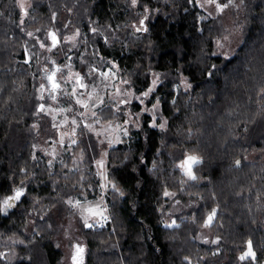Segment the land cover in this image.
<instances>
[{"label": "trees", "instance_id": "1", "mask_svg": "<svg viewBox=\"0 0 264 264\" xmlns=\"http://www.w3.org/2000/svg\"><path fill=\"white\" fill-rule=\"evenodd\" d=\"M17 1L0 0V201L21 185L25 195L0 212V253L8 252L0 264H59L58 223L74 214L68 201L99 194L87 151L53 168L32 157L38 39L61 26L54 12H73L87 48L117 63L143 99L156 80L145 100L158 101L166 120L160 130L143 114L139 128L109 150L110 221L99 231L81 224L79 264H264V0L241 3L235 19L242 41L231 54L216 47L218 18L204 19L189 0H137L148 17L138 35L129 29L131 0H33L27 18ZM116 116L112 106L99 113L102 121ZM188 156L200 159L194 180L180 166ZM213 210L209 240L203 225ZM249 241L255 257L241 260Z\"/></svg>", "mask_w": 264, "mask_h": 264}, {"label": "rangeland", "instance_id": "2", "mask_svg": "<svg viewBox=\"0 0 264 264\" xmlns=\"http://www.w3.org/2000/svg\"><path fill=\"white\" fill-rule=\"evenodd\" d=\"M75 1L71 0L70 2L75 4ZM17 3L23 18H27L32 14L34 9L33 0H18ZM194 3L202 10L204 19L218 18L223 28V34L217 39L216 47L219 53L231 54L242 41L241 24L238 25L235 19L237 11L241 9V0H233V4L222 12H218L215 5L208 3L207 0H194ZM130 8H133L135 15L130 19L132 22L129 29L132 33L138 35L147 28L148 17L147 14L143 16L142 13L136 10L137 3L133 5L132 0ZM71 14L58 16L55 13L54 23L60 22L61 24V26L54 28V33L57 34L59 41L55 48L48 51V48L52 47V42L50 38L46 37V34L42 36L43 39H38L39 44L42 42L46 45L45 48H41L43 54L37 58L40 66L39 70L42 72L41 77L38 78L37 98L40 105H45V111H37L38 119L32 127L35 136L31 143L32 157L38 162H46L53 168L57 163L65 161L64 157L66 155H73L74 159L81 160L83 154L87 151L93 158L100 186L98 189L99 194L94 199L82 197L70 199L71 203L68 201V204L74 210V214L63 219V223H61V220L58 223L59 231L56 236V244L62 255L59 264H72L74 262L73 256L77 255V248L84 247L81 226L87 222L93 228L107 213L106 197L108 191L113 188L106 170L109 150L130 137L131 133L139 128L143 114L150 116V124L153 127L160 130L166 128V120L161 114L160 103L156 101L151 106H147V100L136 94L134 89L129 86V82L127 84L123 83L125 79L121 76V70L117 63L107 62L103 58L100 59L95 55L92 46L87 48V38L77 28ZM141 20L144 21L143 26L140 25ZM137 28L141 30L137 31ZM77 32L79 35H76ZM73 36L75 37L74 40L69 41L67 39ZM26 60H30L29 54ZM91 68H96V73H91ZM109 71L115 75L108 79L100 76L101 72ZM77 73L85 77L84 83L88 87H77L76 95L70 97L68 94L72 92L75 83L74 74ZM53 74L56 82L60 84L59 89H52L51 87L48 76ZM69 77H72V79L69 80ZM183 82L186 84V81ZM41 85H44L43 89ZM117 89L122 90L125 95L118 94ZM89 93H91V99H89ZM41 96L44 99H40ZM135 97H140L143 103ZM75 99H81L89 107L81 108L75 103ZM122 99L131 102L121 105L120 110L117 111L116 106ZM101 100H104L105 105L113 107L117 114L114 121H102L100 119V110L105 106L91 107L93 103L99 105ZM135 103L140 106L139 111L133 110L132 107ZM68 107H71L73 111H62ZM92 111L97 113L96 117L91 115ZM80 113H83V115H80ZM130 115L132 116L131 120H129ZM73 118L77 121L75 125L72 124ZM125 121L129 122L125 123ZM86 125H90V129ZM73 129H75V135H73ZM72 140H76V143L73 144ZM98 162H102V166ZM182 165H184V162L180 166L185 174L186 168ZM194 166L192 167V173ZM185 177L189 179L186 174ZM171 197L172 195L168 196V198ZM7 212L3 213L7 214ZM26 230L28 233H33V220L29 219L27 221ZM204 231V236L210 240L211 236L208 234V228L205 227ZM7 253V251L0 253L1 258L4 259ZM77 258L80 262L84 258V251Z\"/></svg>", "mask_w": 264, "mask_h": 264}, {"label": "snow or ice", "instance_id": "3", "mask_svg": "<svg viewBox=\"0 0 264 264\" xmlns=\"http://www.w3.org/2000/svg\"><path fill=\"white\" fill-rule=\"evenodd\" d=\"M189 2L190 3L194 2V0H189ZM207 2L210 3V4H214L218 12H222L225 8H228L230 5L233 4V0H227V3H222V2H220V0H207ZM241 2H243V0H241ZM136 3H137V0H132V4L133 5H135ZM53 18H55V13H53ZM143 24H144V21L141 20L140 21V25L143 26ZM140 30H141L140 28H137V31H140ZM144 30L146 31V29H144ZM92 31L95 32L96 29L93 28ZM76 35H79V33L77 32ZM28 36H30V37L33 36V33L29 32ZM48 36L50 37L51 42H52V47L48 48V51H51L52 48H55L57 46L59 41L57 39V34L54 33V32H49ZM67 39L69 41H71V40H74L75 37L74 36L73 37H68ZM40 47L41 48H45L46 45L41 42L40 43ZM113 67H115V65H113ZM57 71H59V69H57ZM96 71H97L96 68H91L90 69L91 73H96ZM114 75L115 74L113 72H111V71H109V72H101L100 73V76L103 77L104 79H108L109 77L114 76ZM48 79L51 82L52 89H59L60 88V84L57 83L56 80L54 79V74L53 75H49ZM68 79L71 80L72 77H69ZM84 79H85V77L82 76L81 74H78V73L74 74L75 83H74V87L72 89V92L68 94L70 97H74L76 95V88L77 87H79V88H87L88 87V85L84 83ZM123 83L127 84L128 81L124 80ZM156 83H157V81H153V87H150L146 92L143 93V97L145 99L150 95V93L153 92ZM41 88L43 89L44 85H41ZM117 93L120 94V95H125V93L122 90H120V89H117ZM40 99H44V97L41 96ZM53 99H55V97H53ZM89 99H91V93H89ZM135 99L140 100V102L143 103V100L140 97H135ZM130 102L131 101H129V100H123V99L120 100L119 103L116 106L117 111L120 110V106L121 105L126 104V103H130ZM75 103L77 105H79L81 108L89 107V105L85 104L81 99H75ZM101 106H105V107L107 106V105H105L104 100H101L99 105H97L95 103H93L91 105L92 108H97V107H101ZM37 111L38 112L45 111V105H43V104L39 105V107L37 108ZM62 111L72 112L73 109L71 107H68L66 109H63ZM80 115H83V113H80ZM91 115L93 117H96L97 113L95 111H92ZM131 119H132V116L130 115L129 120H131ZM128 122L129 121H125V123H128ZM72 124H74V125L77 124V121H76L75 118L72 119ZM86 127H89V129H90V125H86ZM125 134H127V133H125ZM73 135H75V129H73ZM72 143L75 144L76 140H72ZM98 163H100L101 166H102V162H98ZM199 163H200V159L198 157H196V156H188L185 159L184 165H182V167L186 168L185 174L188 176L189 179H193V180L196 179V177L192 173V167L194 165L199 164ZM239 164H240V161L237 160L236 161V165L239 166ZM24 195H25V192H24L23 186L21 185L20 187H18V188H16L14 190V194L13 195L8 196L5 199H3L2 201H0V212L6 213L7 210L12 208L14 206L15 202L19 201L21 199V197H23ZM164 195L165 196H169V195H173V194L165 191ZM69 203H71V201H69ZM215 215H216L215 210H213L212 213H210L207 216L203 226L204 227L211 226V224H212V222H213V220L215 218ZM174 225H175V222H173V224L167 225V227H173ZM85 227H89L90 228V227H92V225H90L87 222H85ZM216 242L217 241H212V243H216ZM83 251H84L83 248H77V255L73 256V260L76 262V264H79V261H78L77 257L80 254H82ZM248 257H253V258L255 257V253L252 251V246H251V242L250 241H249V244H248V251L245 252L242 256H240V259L244 260V259H246ZM185 259H187V258H185ZM189 264H190V262H189Z\"/></svg>", "mask_w": 264, "mask_h": 264}, {"label": "built area", "instance_id": "4", "mask_svg": "<svg viewBox=\"0 0 264 264\" xmlns=\"http://www.w3.org/2000/svg\"><path fill=\"white\" fill-rule=\"evenodd\" d=\"M110 221L108 215H105L104 217L101 218V220L96 224L95 227H93L94 230L97 231L101 230L103 227H105L107 225V223Z\"/></svg>", "mask_w": 264, "mask_h": 264}, {"label": "water", "instance_id": "5", "mask_svg": "<svg viewBox=\"0 0 264 264\" xmlns=\"http://www.w3.org/2000/svg\"><path fill=\"white\" fill-rule=\"evenodd\" d=\"M50 91H51V88H50Z\"/></svg>", "mask_w": 264, "mask_h": 264}]
</instances>
